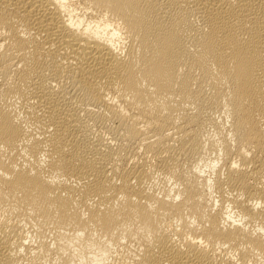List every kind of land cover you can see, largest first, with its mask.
<instances>
[{"label":"bare ground","instance_id":"bare-ground-1","mask_svg":"<svg viewBox=\"0 0 264 264\" xmlns=\"http://www.w3.org/2000/svg\"><path fill=\"white\" fill-rule=\"evenodd\" d=\"M0 264H264V0H0Z\"/></svg>","mask_w":264,"mask_h":264}]
</instances>
